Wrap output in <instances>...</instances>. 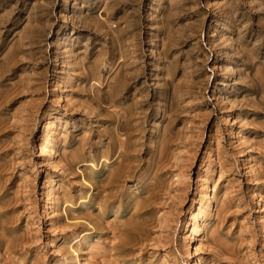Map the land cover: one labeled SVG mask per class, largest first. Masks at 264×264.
Instances as JSON below:
<instances>
[{
	"label": "rangeland",
	"instance_id": "374dc122",
	"mask_svg": "<svg viewBox=\"0 0 264 264\" xmlns=\"http://www.w3.org/2000/svg\"><path fill=\"white\" fill-rule=\"evenodd\" d=\"M0 92V264H264V0H0Z\"/></svg>",
	"mask_w": 264,
	"mask_h": 264
},
{
	"label": "bare ground",
	"instance_id": "6f19581e",
	"mask_svg": "<svg viewBox=\"0 0 264 264\" xmlns=\"http://www.w3.org/2000/svg\"><path fill=\"white\" fill-rule=\"evenodd\" d=\"M36 38V37H35ZM118 69H123V71H124V73L122 74L123 76H122V79L120 78L119 80H120V85H121V95L122 96H120V98H119V100H121L122 99V102L123 103H125V102H128L129 101V104L127 105V107H125L124 108V110H120V111H123L124 113H122V115H120L121 116V118H124L125 119V121H127V122H129L130 121V123H131V120H133V119H135L136 117H138V118H136V119H139V117L140 118H143V117H141V116H144V115H146L145 114V112L147 111V109H148V106H147V104H146V106L144 107L143 105H142V102H141V104L138 102V101H136L135 99H134V93H128L129 92V90H131V88L132 87H134V84H135V80L136 79H134V77H135V74H136V72H129L127 69H126V67H124V66H120ZM122 72V71H121ZM115 75H119L118 73L117 74H115ZM136 75H139L138 73L136 74ZM117 77V76H116ZM115 77V78H116ZM120 77V76H119ZM117 79V78H116ZM2 80V79H1ZM118 82V81H117ZM36 83V82H35ZM91 83V82H90ZM2 84V83H1ZM93 84V83H92ZM118 85V84H117ZM39 86V85H38ZM108 88V87H107ZM94 89V88H93ZM117 89H118V87H117ZM2 90V89H1ZM2 92V91H1ZM0 92V93H1ZM39 92V91H38ZM133 92V91H132ZM34 95V94H33ZM95 95V94H94ZM115 95V94H114ZM7 96V95H6ZM264 96V95H263ZM105 97V96H104ZM2 98H4V97H2ZM96 98V97H95ZM264 98V97H263ZM5 99H7V98H5ZM4 99V100H5ZM11 99V98H10ZM105 100H106V98H104ZM110 100H108V101H114L115 99H112V98H109ZM117 100V99H116ZM146 100V99H145ZM260 100V99H259ZM108 101H107V103H108ZM148 102V101H147ZM2 103V102H1ZM4 103H6L5 101H4ZM111 103V102H110ZM109 103V104H110ZM116 103H117V101H116ZM146 103V102H145ZM122 104V103H121ZM104 105H107V104H104ZM103 105V106H104ZM145 105V104H144ZM148 105H149V103H148ZM2 106V105H1ZM108 106V105H107ZM111 107V106H110ZM109 107V108H110ZM2 108V107H1ZM35 108V107H34ZM106 109H107V107H105ZM144 108H147L146 109V111H145V109ZM118 109H120V108H118ZM115 110V109H114ZM107 111H108V109H107ZM149 111V110H148ZM118 112H119V110H118ZM115 113V112H114ZM120 113V112H119ZM118 113V114H119ZM116 114L117 113H115V116H116ZM117 114V115H118ZM108 115V114H107ZM141 115V116H140ZM123 116V117H122ZM0 117H3V119H5V117L4 116H0ZM32 117V116H31ZM109 118V117H108ZM116 119V118H115ZM123 119V120H124ZM144 119V118H143ZM2 120V119H1ZM6 120V119H5ZM107 120V119H106ZM122 120V121H123ZM120 121V120H119ZM134 121V120H133ZM139 121V120H138ZM1 122V121H0ZM26 122V121H25ZM137 121H135L133 124L131 123V126H133L135 129H137V127L139 126H137V123H136ZM140 122V121H139ZM126 123V122H125ZM143 123V122H142ZM122 124V123H121ZM121 124L117 127V129L118 128H121ZM4 126H5V124H3ZM19 125V124H18ZM127 125V124H126ZM17 126V125H16ZM130 126V125H129ZM140 126H142V125H140ZM1 128H3V127H1ZM25 128V127H24ZM129 128V127H128ZM139 128V127H138ZM142 128V127H141ZM113 129V128H112ZM115 129V128H114ZM126 129V128H125ZM133 129V128H132ZM23 130V129H22ZM139 130H140V128H139ZM113 131V130H112ZM115 131V130H114ZM131 131V130H130ZM130 131L128 132L129 134H130ZM133 131H134V129H133ZM107 132V131H106ZM139 132V131H138ZM109 133V132H108ZM113 133H115V132H113ZM124 133V132H123ZM132 133H134L135 134V131L134 132H132ZM10 134V133H9ZM111 134V133H110ZM122 134V133H121ZM129 134H128V136H129ZM112 135V134H111ZM110 135V136H111ZM115 135H116V133H115ZM118 135H119V132H118V134H117V139H118ZM127 135V134H126ZM108 137V136H107ZM129 137H132V136H129ZM109 138V137H108ZM115 138V139H116ZM122 138V137H121ZM110 139V138H109ZM123 139V138H122ZM113 140V139H112ZM111 140H109V142H110ZM120 142H121V139L119 140ZM123 141H126V139L125 140H123ZM122 141V142H123ZM120 142H117V143H120ZM133 143V142H132ZM132 143H129V144H131L132 145ZM135 143V142H134ZM138 142H136L135 143V147L138 145L137 144ZM118 145V144H117ZM140 145L142 146V144L140 143ZM120 146V145H119ZM114 147V146H113ZM125 146H123L122 145V147H121V149L122 148H124ZM134 147V148H135ZM139 147V146H138ZM117 148V147H116ZM120 148V147H119ZM119 148H118V150H119ZM142 148V147H141ZM140 148V149H141ZM114 149V148H113ZM113 149H112V151H113ZM131 149H133V147L131 148ZM130 149V150H131ZM140 149H138V150H140ZM124 151H122V152H120V154H118L117 155V157H115V159H117V168H119L120 166H122V165H124L125 167H126V169H125V171H123V174H120V175H122L123 177L122 178H124V177H126V176H129L130 174L132 175V170H133V167H134V165H132V164H130L129 163V161H127V162H125V157H126V153H125V148L123 149ZM138 150H137V152H138ZM165 150V149H164ZM111 151V150H110ZM115 151V150H114ZM127 151H128V149H127ZM132 151V150H131ZM141 151H142V149H141ZM108 152V151H107ZM129 152V151H128ZM116 153V152H115ZM119 153V152H118ZM149 153V152H148ZM18 154V153H17ZM109 154V153H108ZM130 154H131V152H130ZM132 154H135V153H132ZM137 155H138V153H137ZM137 155H135V156H137ZM102 155L100 154V158H102L101 157ZM114 156V155H113ZM127 156H129V155H127ZM131 156V155H130ZM20 157V156H19ZM131 157H133V155L131 156ZM104 158H106L107 159V156H105ZM137 158V157H136ZM132 159V158H131ZM102 160V159H101ZM130 160V159H129ZM133 160H134V158H133ZM136 160V159H135ZM137 160H139V159H137ZM137 160L136 161H133V162H137ZM140 160H141V158H140ZM161 160V159H160ZM155 161H158V160H155ZM101 162V161H100ZM102 162H103V160H102ZM111 162V161H110ZM130 162H132L131 160H130ZM136 164H139L138 162L136 163ZM153 164V163H152ZM158 164H160V163H158ZM106 164H104L103 163V166H105ZM150 165V164H149ZM155 165H156V162H155ZM107 166V165H106ZM113 166V165H112ZM139 166V165H138ZM152 167V166H151ZM108 168V167H107ZM116 168V169H117ZM149 168V167H148ZM158 168V167H157ZM115 169V168H114ZM123 169V168H122ZM123 169V170H124ZM4 170H5V168H4ZM106 170V169H105ZM139 170V169H138ZM147 170V169H146ZM6 171V170H5ZM109 171V170H108ZM112 171V170H111ZM153 171V170H152ZM4 172V171H3ZM110 172V171H109ZM132 172V173H131ZM157 172H158V170H157ZM1 174V173H0ZM117 174V170L115 171V172H112V174H111V177H113L114 175H116ZM139 174V173H138ZM158 174V173H157ZM107 175H109L110 176V173L109 174H107ZM118 175V174H117ZM108 176V177H109ZM64 177V176H63ZM107 177V178H108ZM131 177V176H130ZM66 178V177H65ZM129 178V177H128ZM98 179H100V178H98ZM97 179V180H98ZM110 179V178H109ZM117 179V178H116ZM115 180V179H114ZM100 181V180H99ZM98 181V182H99ZM118 181V180H117ZM121 181V180H120ZM120 181H118V182H120ZM124 181V180H123ZM123 183V182H122ZM122 183H121V186H122ZM152 183V182H151ZM101 184V183H100ZM99 184V185H100ZM146 184H147V181H146ZM110 185H112V184H110ZM2 186V185H1ZM4 186V185H3ZM114 186V185H113ZM116 186H119V184L118 185H116ZM103 187H104V185H103ZM150 187V186H149ZM4 188V187H3ZM119 188V187H118ZM150 189V188H149ZM1 190V189H0ZM102 190H103V188H102ZM112 190V189H111ZM121 190V189H120ZM119 190V191H120ZM26 192V191H25ZM116 192H117V190H116ZM155 192V191H154ZM157 192V191H156ZM109 193V192H108ZM25 194V193H24ZM141 194V193H140ZM151 194V193H150ZM23 195V194H22ZM114 195H116L115 193H114ZM120 195V194H119ZM119 195H117V196H119ZM149 195V194H148ZM29 196V195H28ZM109 196V195H108ZM116 196V197H117ZM25 197V196H24ZM114 198V197H113ZM28 199V198H27ZM27 201V200H26ZM110 201V200H109ZM29 202V201H28ZM134 202H135V200H134ZM132 203V202H131ZM27 205V204H26ZM109 205V204H108ZM142 205V204H141ZM141 207V206H140ZM133 209V208H132ZM138 209H140V208H138ZM145 209V208H144ZM133 211V210H132ZM139 211V210H138ZM137 211V212H138ZM145 211V210H144ZM136 212V213H137ZM142 212H143V210H142ZM140 213V212H139ZM130 214V213H129ZM134 214V213H133ZM131 217V216H130ZM90 218V217H89ZM91 219V218H90ZM129 221V220H128ZM93 224V223H92ZM125 224V223H124ZM112 227V226H111ZM129 227H131L130 225H129ZM121 229V228H120ZM124 232V231H123ZM195 232V231H194ZM121 233V232H120ZM123 235V234H122ZM115 236V235H114ZM135 240V239H134ZM144 243V242H143ZM114 244V243H113ZM134 244V243H133ZM119 245V244H118ZM123 245V244H122ZM131 246V245H130ZM130 246H128V247H130ZM247 246V245H246ZM114 246H112V248H113ZM116 247V246H115ZM115 249V248H114ZM122 249V248H121ZM128 250V249H127ZM116 254V253H115ZM128 257V256H127ZM91 258H92V256H91ZM122 258V257H121ZM129 258V257H128ZM104 259V258H103ZM107 260V259H106ZM120 260V259H119Z\"/></svg>",
	"mask_w": 264,
	"mask_h": 264
}]
</instances>
